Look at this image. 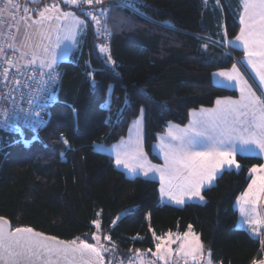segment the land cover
I'll return each mask as SVG.
<instances>
[{
	"label": "trees",
	"instance_id": "obj_1",
	"mask_svg": "<svg viewBox=\"0 0 264 264\" xmlns=\"http://www.w3.org/2000/svg\"><path fill=\"white\" fill-rule=\"evenodd\" d=\"M220 3L227 38L233 40L241 28L240 0ZM101 6L109 9L110 53L119 76L113 78L110 66L101 64L103 36L98 38L95 24L75 9L88 22L86 46L81 59L58 66V102L50 108L47 126L39 130L38 140H32L31 131L23 132V139L21 133L0 132V216L15 228L30 226L65 240L93 243L97 228L92 221L102 211L101 233L111 237V250L104 256L125 262L137 250H155V237L185 232L189 225L215 264L264 259V238L237 227L235 206L251 182L249 169L264 163L261 157L237 155L241 167L223 171L205 188V203L175 206L161 203L159 181L130 178L111 156L94 149L96 143L113 145L126 137L142 107L144 150L161 164L153 148L169 122L185 126L193 110L238 96L235 89L216 85L213 76L241 64L244 51L215 42L221 20L217 14L207 17L205 0H139L136 11L115 7L114 0H103ZM93 69H101L93 73L95 85L87 75ZM109 84L115 92L110 111L102 107ZM119 108L126 112L118 121Z\"/></svg>",
	"mask_w": 264,
	"mask_h": 264
},
{
	"label": "snow or ice",
	"instance_id": "obj_2",
	"mask_svg": "<svg viewBox=\"0 0 264 264\" xmlns=\"http://www.w3.org/2000/svg\"><path fill=\"white\" fill-rule=\"evenodd\" d=\"M9 4L13 0H7ZM103 0H63L69 6H77L83 15L90 17L95 24V35L106 37L110 35L106 20L95 13L98 11L102 15L109 9H89L81 8L80 5L101 4ZM207 2V0H205ZM216 5H220V0H215ZM139 0H114L115 7L137 10ZM241 12L239 21L241 24L239 35L234 40L227 43L236 48H243L246 64L249 65L259 78L261 85H264V0H240ZM27 13L29 10L24 9ZM59 13L53 17L48 13ZM26 21V29H31L32 24L41 26V36L52 43V33L43 29L45 21L56 19L57 21H69L64 25V35L61 36L57 24L55 35L56 40L49 46L40 44L37 49L21 51L19 59L15 58L16 45L8 44L6 47L13 49V57H8L5 47H0V60L3 67L0 68V83L8 89L9 96L16 92L21 100L25 99L27 92L26 107L19 101H14L11 111L3 110L2 127L5 130H14L21 133L22 127L30 129L34 135L32 140H38V132L47 126L46 116H49L48 108L58 102L56 89L53 84L59 80V74L55 71L56 53L55 49L60 48L64 40H69L72 45H76L77 36L88 28V22L82 20L74 12L61 11L59 5L53 3L46 6L39 12V17L27 23L30 16L22 17ZM226 35V30H225ZM31 37L25 33V41ZM14 39V37H13ZM203 39V37H201ZM223 42V41H222ZM205 49L208 45H203ZM72 51L71 46H65L64 55L67 56ZM98 51L103 53L100 58L103 66H110L113 78L119 76V65L112 58L107 44H100ZM25 57H30L25 59ZM22 62V63H21ZM39 66L38 68L35 66ZM16 69V75L10 78L9 70ZM47 70V71H45ZM101 69H93L87 75L95 85L97 82L93 76L94 72ZM39 74L37 81L39 87L31 88L28 83L34 80ZM24 75L25 80L17 79L16 76ZM224 80L219 81L224 87H240L241 99L239 101L226 98L217 100V109L193 110L194 119L184 128L172 125L169 122L167 130L168 143H165V136L160 137L159 149L163 152L164 165H154L148 162L147 154L142 147V132L144 121V108L139 109V115L132 121L129 128L130 136L128 140H121L117 145H106L103 143L94 144V149L101 153L114 154L115 164L128 169L135 175L149 177L150 174L159 173L160 194L168 197L177 204H184L185 198L192 199L198 197L203 200L201 189L211 186L222 169H239L240 163L236 159L237 152L243 155L264 154V99L253 92L251 85L248 84L236 65L232 66L231 71H224L218 74ZM26 86L23 90L17 86ZM108 93L104 104L109 111L115 96L114 86L109 84ZM31 89V91H28ZM0 93V97L8 99ZM124 104H128V97L123 98ZM117 120H123L126 108H119ZM135 132V137L131 135ZM176 131L179 134H176ZM61 142L69 145V141L63 134H60ZM19 142V141H17ZM26 144L30 141H24ZM70 146V145H69ZM251 173H256L251 178V183L247 189L241 193L239 199V211L241 215V225L247 226V230L256 237L261 235L264 229V216L257 211V206L264 200V164L253 165L249 169ZM99 228V221H92ZM97 243L76 240L62 241L56 237L46 236L44 233L35 232L32 228L18 227L10 229V223L5 218L0 217V264H104L103 252L110 249L103 245L98 246L100 237L95 236ZM111 240V237H106ZM160 241L155 244L157 249L156 256L159 260L168 264L166 257L173 254L171 244L176 240L172 239V234H168L167 240L164 237H155ZM180 240L179 248L176 250L181 258L191 257L193 261L203 258V245L199 238L191 232V225L183 236H177ZM261 248L264 249V240L261 241ZM151 251V250H148ZM139 253V250H137ZM136 260L143 264L142 255H137ZM187 264V262H185ZM206 264H212L211 253H208ZM253 264H264V260L253 261Z\"/></svg>",
	"mask_w": 264,
	"mask_h": 264
},
{
	"label": "rangeland",
	"instance_id": "obj_3",
	"mask_svg": "<svg viewBox=\"0 0 264 264\" xmlns=\"http://www.w3.org/2000/svg\"><path fill=\"white\" fill-rule=\"evenodd\" d=\"M214 1L213 0H207L206 3H207V5H209L211 7H215L216 6L218 8H222L220 6H217L216 2L213 3ZM3 5H5V4H3ZM220 5H221V3H220ZM48 15H52L53 17H55L56 15H59V14H55V13L50 12V13H48ZM25 16H30L31 17V19L28 20L27 23H31L32 20H35V19H37L39 17V16L30 15V14H26L23 17H25ZM67 23H69V21H57L56 19H52L51 21H45V23L43 25V29H46L48 32L52 33V43H50L47 39L42 38V36H41V26L36 25V24H32L31 29H26V27H25L26 21L24 19H22L19 22V24H17L16 18H15L14 15L2 16L0 14V39L2 41L8 42V41L12 40L13 37H14L13 43L16 45V48L19 51H30V49H29V45H30L32 49H35V50L39 51L40 54L43 55L42 51L37 49L36 46L40 45L42 43L44 45L49 46V48L51 49L52 48V44L56 40L55 30H56L57 24L61 25V27L59 29V32H60V35L63 36L64 35V25H66ZM216 26L218 28V31H216V34L218 35V37H221L222 32H223L222 21L219 22L218 25L216 24ZM26 31L28 32L29 36L31 37L27 42L25 41V33H26ZM80 39H81V37H80V34H79L77 36V43L80 41ZM209 39L212 40V38H209ZM77 43H76V45L73 46L71 41L64 40L63 43L61 44L60 48H56L55 49V53H56V57H57L56 64H55V71L56 72L58 71V66H59V64L61 62H63V61H76L77 60L76 55H75V51L77 50ZM66 45L72 47V51L67 56L64 55V48H65ZM27 58H30V57H27ZM235 65L239 69V72L242 74L243 78L245 80H247L249 85H251V88H252L253 92H255V94L257 96H260L262 99H264V85H261V83L259 81V78L255 75V72L252 70V68L249 65L246 64V61L244 59L242 60L241 64H235ZM231 69H232V67L230 69L219 70V71L215 72L214 76H213V82L216 85L221 86L219 81L224 80V78L220 77L218 75H215V74H218V73L224 72V71H231ZM45 71H47V70H45ZM227 88L235 89L238 92V96L237 97H228V98H231L232 100H236V101H239L241 99V93H240V87L239 86L227 87ZM218 107H221V106L217 105V106H215L212 109H217ZM192 113H193V111L191 112V115H192ZM197 116H199V113H197ZM193 119H194V117H193ZM175 125H177V124H175ZM178 126H180V125H178ZM176 134H177V131H176ZM129 135H130V133H129ZM131 135L134 138L135 137V132L133 131V133ZM143 136L144 135L142 133V147H143V150H144ZM164 136H165V141L164 142L168 143L167 142V139H168L167 138V133ZM96 144H98V143H96ZM159 145H160V141L156 145V148H154L153 152H154L155 155H158L160 157V155H163V152L159 149ZM144 152H145V150H144ZM253 156H259V157H261L264 160V154L253 155ZM147 160L150 163L152 162L151 164L158 165L157 163H154L153 161H151V159L149 158L148 155H147ZM131 175H132V173H131ZM154 175L159 177L158 174H154ZM154 175L150 174V176H154ZM200 203H205V202H200ZM235 206H236V208L238 210L239 209V201H237V203H235ZM129 211H131L130 208L125 209L124 211H122L117 216V218L115 219L114 224H116L120 220V218L123 217L125 214H127ZM257 211L261 214V216H264V208H263V204L261 202L257 206ZM101 216H102V211H99V219L97 221H99L100 226H99V228H97V226L95 225L96 228H97V232H96V234H94V237L95 236H99L100 237V241H99L98 246L103 245L105 248H108V249L111 250V248L109 246L110 240H107L106 237H104L102 235L101 230H100V228H101ZM241 219L242 218H241V215H240V221L237 224V227L240 228V229L242 228L241 227L242 226L241 225ZM243 227L247 228L246 225H244ZM186 232L187 231H185V232H178V231L170 232L172 234V239L176 240V242L171 244V247L173 248L174 251H173V254L171 256H168V259L166 257L167 261L171 260V259L174 260L175 258H179V259L186 258V257L181 258V255L176 251L179 248V244L181 242L180 240L176 239L177 236H181L182 237L183 234L186 233ZM191 232L194 233L195 236L200 239V236L194 230L193 226H191ZM168 234L164 235V236H159V237H164L165 240H167ZM263 238H264V229L261 230V235L259 236V239H263ZM159 242L160 241L157 240V243H159ZM93 243H97V241L94 239ZM110 250L107 251V252H103V256H104L105 253L108 254L110 252ZM149 250H151V249H149ZM156 253H157V249L151 250V251L141 250L129 262L122 261L117 256L111 257L110 259H107L104 256V259L106 261V264H140V261L136 260L135 257L137 255H142L143 264H165V261L159 260L157 258ZM208 253L209 252L206 253V257H208ZM212 264H215V262L212 261Z\"/></svg>",
	"mask_w": 264,
	"mask_h": 264
},
{
	"label": "built area",
	"instance_id": "obj_4",
	"mask_svg": "<svg viewBox=\"0 0 264 264\" xmlns=\"http://www.w3.org/2000/svg\"><path fill=\"white\" fill-rule=\"evenodd\" d=\"M2 1L4 2L5 5L9 6L12 14L16 18L17 24H19V22L22 20V17L24 15L30 14V15H33V16H39V12L41 10H43L44 7L50 6L53 3H57V4L61 5V6H66V7H69V8H74V9H78L79 10V8L77 6L66 5L65 3H63V0H13L12 4H9L7 2V0H2ZM80 7L81 8H89V9H93V8L94 9H103L101 4L80 5ZM25 8H27L29 10L27 13L24 11ZM95 14L98 15V16H102V20H106V23H107V13L102 15L100 12L97 11ZM84 16L89 21H91L90 17H88L86 15H84ZM110 40H111V31H110V35H108L106 37L103 36V42H104L103 44H107L109 49H110ZM11 43L12 42H6V41L0 42V47H5V51H6V54H7L8 57H13V49L6 47L8 44H11ZM19 56H20V53L18 52V50L15 49V58L17 60L19 59ZM2 67H3V61L0 60V68H2ZM35 67L38 68L39 66H35ZM57 73L59 74L58 71H57ZM15 75H16V69L15 68H11L9 70L10 78L12 76H15ZM16 78L17 79H21V80L27 79V77L24 76V75L16 76ZM39 78L40 77H39V74L37 72L35 79L28 81V83L31 85L32 89L39 87V85L37 83ZM57 84H58V81H56L53 84V88L56 89L57 88ZM17 87H19V88H21L23 90L26 86L20 85V86H17ZM28 91H31V89H28ZM0 93H3L4 96H9L8 89L6 87H4V83H0ZM26 98H27V92H25V99L24 100H21L20 96L16 92L11 93V95L9 96L8 99H4L3 97H0V132L18 133V132L14 131V130H5L2 127V123H3L2 113H3V110H8L10 112L12 107L14 106V101H19V103L21 105L26 107L27 106L26 105ZM50 108L51 107L48 108V112L49 113H50ZM47 117L48 116L45 117L46 120H47ZM25 131H31V130L28 129L27 127H22L21 128V132L23 133ZM185 262H187V264H206V260H204V259H198L197 261H193V260L192 261H187V260H183V259H179V258L175 259L172 264H185Z\"/></svg>",
	"mask_w": 264,
	"mask_h": 264
},
{
	"label": "crops",
	"instance_id": "obj_5",
	"mask_svg": "<svg viewBox=\"0 0 264 264\" xmlns=\"http://www.w3.org/2000/svg\"><path fill=\"white\" fill-rule=\"evenodd\" d=\"M214 1V0H213ZM2 0H0V14L2 15V16H8V15H13L12 14V12H11V10H10V8H9V6H7V5H3L2 3ZM213 3H215V1L213 2ZM57 4V3H56ZM52 5V4H51ZM59 5V4H58ZM59 8H60V10L63 12V11H71V12H74L77 16H79L77 13H76V11H75V9L74 8H67L66 6H61V5H59ZM209 8V12L207 13V17H213L214 15H216L217 14V18H218V20L220 19L221 21H222V24H223V32H222V35H221V37H218L216 40H215V42H217L218 44H220V45H222V46H224V47H227V46H232L231 44H228L227 43V41L229 40L228 38H227V35H225V23H224V21H223V10H222V8H218V7H208ZM55 14H59V13H55ZM80 17V16H79ZM81 18V17H80ZM82 19V18H81ZM83 20V19H82ZM214 23V22H213ZM216 24V23H215ZM211 26H213V27H211V28H214V26L215 25H211ZM80 37H81V39H80V41L77 43V50L75 51V55H76V58H77V60L76 61H78L79 59H81V57L83 56V51H84V49H85V46H86V41H87V29H85L82 33H80ZM234 40V39H233ZM223 41V42H222ZM0 42H3L1 39H0ZM8 42H12L13 43V39L12 40H10V41H8ZM233 47V46H232ZM236 48V47H235ZM239 49H242L243 50V48H239ZM16 50H18L17 48H16ZM244 51V50H243ZM18 52L19 53H21V51H19L18 50ZM25 59H28L27 57H25ZM22 63V62H21ZM38 66V65H37ZM228 98V97H227ZM226 98H222V99H219V100H225ZM215 106H217V103H216V105ZM214 106V107H215ZM214 107H211V108H204V109H212V108H214ZM201 109V108H200ZM200 109H197L196 110V112L197 113H199V110ZM197 119H199L200 117L199 116H197L196 117ZM193 120V115H191V119H190V121H189V123L191 122ZM189 123L187 124V125H185V126H179V128H184V127H186V126H188L189 125ZM172 125H175V124H172ZM130 127H132V123H131V125H130ZM129 127V128H130ZM168 130V129H167ZM143 135H144V121H143ZM167 133V131L165 132V133H163V134H161V135H159V137H158V140H157V142L155 143V145H154V148H156V145L159 143V141H160V137L163 135H165ZM177 134H179V132L177 131ZM129 131H128V134H127V136L126 137H124V138H122L121 140H128V138H129ZM121 140L120 141H118L117 143H115V144H113V146L114 145H117L118 143H120L121 142ZM143 140H144V136H143ZM167 142H168V139H167ZM154 148H153V150H154ZM106 154H108L109 156H111L112 158H113V160H114V163H115V157H114V154H109V153H107V152H105ZM239 154H241L240 152H237V154H236V156L237 155H239ZM158 156V155H157ZM159 157V156H158ZM161 160H162V163L161 164H158V165H160V166H163L164 165V156L163 155H160V157H159ZM150 163V162H149ZM152 163V162H151ZM264 164V163H263ZM115 166L118 168V169H120L121 171H123L127 176H129L130 178H135V177H144L143 175H135V174H133L132 173V175H131V173L129 172V170L128 169H126V168H124L123 166H117L116 164H115ZM231 169H234V170H239V169H236L235 167H233V168H231ZM231 169H222L221 170V173L223 172V171H225V170H231ZM220 173V174H221ZM156 174H158L159 175V173H156ZM220 174H218L217 175V177H216V179L219 177V175ZM250 174H251V178L252 177H254L255 175H256V173H251L250 172ZM144 178H146V177H144ZM147 179H153V180H157V181H159V183H160V179H159V177H157V176H149V177H147ZM216 179H215V181L213 182V184L212 185H214L215 184V182H216ZM251 183V182H250ZM211 185V186H212ZM208 187H210V186H206L205 188H208ZM205 188H202L201 189V195H202V191L205 189ZM241 195V194H240ZM240 195H239V197H240ZM160 197H161V203H163V204H171V205H175V206H183V205H185L186 203H191V202H205V199H203V200H201V199H199L198 197H195V198H192V199H187V198H185V203L184 204H177V203H175L174 201H172V200H170L168 197H162L161 196V194H160ZM238 197V198H239ZM237 198V200H236V203H237V201H239V199ZM262 204H263V208H264V200H261L260 201ZM238 212H239V219H238V223H239V221H240V211H239V209H238ZM242 227V229H246L247 230V228H245V227H243V226H241ZM187 231H188V229H187ZM248 231V230H247ZM249 232V231H248ZM250 233V232H249ZM251 234V233H250ZM167 235V234H166ZM252 235V234H251ZM253 236V235H252ZM253 237H255V238H258L259 239V237H256V236H253ZM199 241L201 242V239H199ZM201 244H202V242H201ZM156 249V248H155ZM206 253H207V251H204V249H203V258H201V259H204V260H206L207 261V259H208V257H206ZM167 259H168V257H167ZM175 259H178V258H175ZM174 259V260H175ZM174 260H168V264H172L173 263V261ZM183 260H187V261H192V259H191V257H186V258H183ZM262 260H264V259H262Z\"/></svg>",
	"mask_w": 264,
	"mask_h": 264
},
{
	"label": "water",
	"instance_id": "obj_6",
	"mask_svg": "<svg viewBox=\"0 0 264 264\" xmlns=\"http://www.w3.org/2000/svg\"><path fill=\"white\" fill-rule=\"evenodd\" d=\"M0 217H2V216H0ZM3 218H5L7 221H9V223H10V229L11 230H15L16 228H18V227H26V228H32L35 232H40V233H44V232H42V231H40V230H37V229H35V228H33V227H30V226H18V227H14L13 226V224L11 223V221L8 219V218H6V217H3ZM46 236H50V237H56V236H53V235H50V234H47V233H44ZM56 238H58L59 240H62V241H72V240H65V239H62V238H59V237H56ZM80 241H77V243H79ZM89 243V242H88ZM103 258H104V256H103ZM104 264H106V261H105V259H104Z\"/></svg>",
	"mask_w": 264,
	"mask_h": 264
}]
</instances>
